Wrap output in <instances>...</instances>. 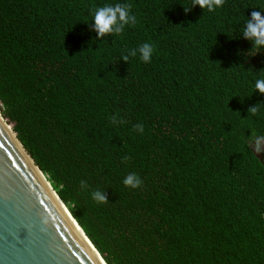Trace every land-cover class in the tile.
I'll return each mask as SVG.
<instances>
[{"label":"trees","instance_id":"trees-1","mask_svg":"<svg viewBox=\"0 0 264 264\" xmlns=\"http://www.w3.org/2000/svg\"><path fill=\"white\" fill-rule=\"evenodd\" d=\"M116 3L136 23L97 39ZM191 3L0 0V112L107 264H264V0Z\"/></svg>","mask_w":264,"mask_h":264},{"label":"water","instance_id":"water-1","mask_svg":"<svg viewBox=\"0 0 264 264\" xmlns=\"http://www.w3.org/2000/svg\"><path fill=\"white\" fill-rule=\"evenodd\" d=\"M0 117L7 122L1 112ZM12 132L18 142L0 120V264H100L52 192L60 197Z\"/></svg>","mask_w":264,"mask_h":264},{"label":"clouds","instance_id":"clouds-1","mask_svg":"<svg viewBox=\"0 0 264 264\" xmlns=\"http://www.w3.org/2000/svg\"><path fill=\"white\" fill-rule=\"evenodd\" d=\"M224 3L225 0H192L189 6H184V11L188 12L191 10V7L198 5L201 9L206 8L212 12L217 8L223 7ZM131 7V4L128 3H116L95 8L92 27L97 33V39H102L108 34L119 35L123 32L126 25H134L136 17L130 14ZM242 35L244 39L251 42L252 47L250 49L256 50L251 55L264 51V15H261V11L251 12L250 18H247L244 22ZM138 51L140 58L144 62H150L153 53L152 45L144 43L139 47ZM131 55H136V50H132ZM128 58V55L122 57L124 61H128ZM255 91L264 94V79H257L255 81ZM247 111L255 115L258 112V107L256 105L250 106ZM136 127L139 131H143L142 125H137ZM252 149L257 154L264 153V138L256 140L252 145ZM123 183L131 188H138L141 186L142 181L136 174L132 173L124 179ZM93 198L99 203L107 202L99 191L93 193Z\"/></svg>","mask_w":264,"mask_h":264},{"label":"bare ground","instance_id":"bare-ground-1","mask_svg":"<svg viewBox=\"0 0 264 264\" xmlns=\"http://www.w3.org/2000/svg\"><path fill=\"white\" fill-rule=\"evenodd\" d=\"M0 120H1L2 124L5 126L6 131L15 139L14 134L12 133V131L9 129V127L6 125V123L3 121V119L1 117H0ZM18 145H19V147H21L19 143H18ZM34 169L37 171V173L39 174V176L41 177V179L47 185V181H46L45 177L43 175H41V173L37 170V168L35 166H34ZM52 195L55 198V200L58 203V205L61 207V209H62L65 217L67 218V220L70 222V224L76 230V232L78 233V235L81 237V239L84 241V243L90 249V251L96 257V259L98 260V262L100 264H106L104 262V260L102 259V257L100 256V254L95 249V247L92 245V243L90 242V240L86 237V235L84 234V232L82 231V229L80 228V226L78 225V223L75 221V219H73V217L71 216L70 212L66 209V207L64 206V204L60 201V199L56 196V194L54 192H52Z\"/></svg>","mask_w":264,"mask_h":264}]
</instances>
